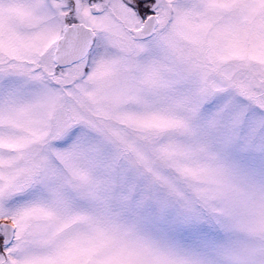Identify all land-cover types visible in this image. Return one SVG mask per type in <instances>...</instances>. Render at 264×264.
Instances as JSON below:
<instances>
[{
    "label": "snow or ice",
    "instance_id": "6c2138e0",
    "mask_svg": "<svg viewBox=\"0 0 264 264\" xmlns=\"http://www.w3.org/2000/svg\"><path fill=\"white\" fill-rule=\"evenodd\" d=\"M0 264H264V0H0Z\"/></svg>",
    "mask_w": 264,
    "mask_h": 264
}]
</instances>
